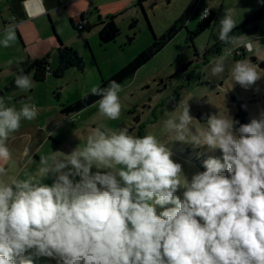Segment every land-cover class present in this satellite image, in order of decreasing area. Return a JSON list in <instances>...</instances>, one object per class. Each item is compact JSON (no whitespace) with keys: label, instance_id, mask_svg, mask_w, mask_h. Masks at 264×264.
<instances>
[{"label":"clouds","instance_id":"clouds-1","mask_svg":"<svg viewBox=\"0 0 264 264\" xmlns=\"http://www.w3.org/2000/svg\"><path fill=\"white\" fill-rule=\"evenodd\" d=\"M235 26L233 10L226 9L217 38L253 52L250 39L229 35ZM15 40L9 24L0 45L7 48ZM206 47L202 42L201 54ZM226 60L227 55L216 57L212 77L225 72ZM21 63L16 62L14 83L28 91L33 81ZM262 76L264 70L250 60L235 61L230 70L231 80L245 89ZM120 91L115 81L91 88L101 97V116L120 117ZM21 104L17 110L0 99V177L7 176L11 134L22 120L38 115L35 104ZM193 121L184 102L163 124L172 140L220 149L223 163L209 157L206 170L190 180L154 135L98 127L83 148L41 156L39 179H0V264H32L33 256L56 264H264V110L246 125L226 112L210 115L195 132L189 128ZM93 167L108 171L92 172ZM50 173L57 174L53 184H42ZM179 188L182 198L175 195ZM155 205L172 207L157 215Z\"/></svg>","mask_w":264,"mask_h":264},{"label":"rangeland","instance_id":"rangeland-1","mask_svg":"<svg viewBox=\"0 0 264 264\" xmlns=\"http://www.w3.org/2000/svg\"><path fill=\"white\" fill-rule=\"evenodd\" d=\"M190 1H148L145 13L139 16L135 25L130 28L127 21L121 22L118 35L110 42L101 41L97 33L87 34L84 30L76 29L70 21L63 20L57 26L54 25L62 43L79 52L84 67H71L60 77L47 73L40 81L31 72L33 87L30 90L21 91L16 88L5 92L0 98L6 106L17 110L22 107V101L35 104L39 110L34 120H22L19 130L12 133L7 141L11 157L4 164L7 176L0 179L7 181L9 177H16L23 180L30 175L39 179L36 174L41 156L52 153L68 155L78 147L83 148L87 134L97 127L101 130L127 129L130 135L136 137L154 135L172 153L173 162L181 164L182 172L189 180L192 175L206 170L203 162L209 157L223 163L222 151L218 148L208 149L206 145L196 147L170 139L163 122L176 117L184 102H187L190 115L195 120L189 126L192 132L206 126L210 115L226 112L235 119L238 105H241L251 120L258 118L259 112L264 110V76L245 89L231 80L230 70L234 62L239 60H250L260 70H264V18L232 35L250 39L253 42V52L224 43L220 44L219 52L214 54L205 51L201 54L199 48L202 42L211 46L220 41L217 38L218 25L226 9L233 10V19L238 26L264 5V0H200L198 7H208L215 13V18L207 28L192 38L190 31L197 26L200 14L192 12L185 22L179 20ZM176 21L183 27L168 45L148 59L131 77L119 83L121 113L117 120L101 116L96 102L81 111L65 112L68 104L87 94L92 87L99 86L102 78L109 77L127 64ZM48 27H45V34L40 41L34 38L27 45L29 56L42 58L49 53L50 67L53 70L58 63V53L52 48V40H57V36ZM46 32L51 40L46 37ZM221 55H227L225 72L212 77L211 67L216 57ZM2 68L0 88L14 74L8 59ZM91 171L103 173L108 170L93 167ZM56 176L57 174L50 173L41 179V183L51 186ZM75 179L79 180V177ZM183 191V188H179L175 195L182 198ZM168 207L172 205H155L156 214L159 215ZM32 264H56V260L33 256Z\"/></svg>","mask_w":264,"mask_h":264},{"label":"crops","instance_id":"crops-1","mask_svg":"<svg viewBox=\"0 0 264 264\" xmlns=\"http://www.w3.org/2000/svg\"><path fill=\"white\" fill-rule=\"evenodd\" d=\"M28 1L0 0V39H3V29L9 24H12L16 31V40L10 47L5 48L0 45V73L3 63L7 59L8 62L13 61L11 67L14 72L16 62L29 56L28 41L32 43L34 38L40 41L41 36L45 34V27L49 26L53 35L57 36V40H52V48L56 49L59 36L54 25L57 26L58 22L70 21L77 29V21L82 16L85 27L78 30H84L87 34H98L102 27L101 21H105L110 15L115 16L114 21L120 29V24L124 21H127L131 28L138 21L139 16L145 13V5L150 0L141 2H139L140 0H38L41 10L33 13H30L25 7ZM199 2L200 0H191L187 4V6L192 4L190 14L197 8L199 9ZM196 6L197 8H195ZM197 13L199 14L198 10ZM132 22L133 25H131ZM46 37L50 39L48 33ZM29 57L34 58V56Z\"/></svg>","mask_w":264,"mask_h":264},{"label":"trees","instance_id":"trees-1","mask_svg":"<svg viewBox=\"0 0 264 264\" xmlns=\"http://www.w3.org/2000/svg\"><path fill=\"white\" fill-rule=\"evenodd\" d=\"M141 1L143 0H140L139 2ZM191 9L192 4L190 3L183 10V14L179 18V20L185 22L187 20V17H189L190 15ZM194 12L197 13V10H195ZM213 18H215V13L210 10L209 16L204 19H200L195 29L193 31H190V38H192L193 35H197L199 32H202L205 28H207L213 21ZM262 18H264V5H261L256 12H253L251 15H249V17H247V19L243 20L240 25L236 26L232 30V32L229 33V35L232 36L234 35V33L244 30L250 23L256 22L258 19ZM114 19L115 16L108 15L105 21H101L102 27L98 31V37L101 41L110 42L114 40L115 37L118 35L120 28L115 23ZM80 20L81 22L83 21L82 16L80 17ZM133 22L131 23V25H133ZM177 22L178 21L172 24L171 27L168 30L164 31L159 37H155V40L152 41L150 45H148L145 49L137 53L134 58H131V60H129L127 64L122 66L119 70L112 73L107 78H102L100 85L97 87L107 88L113 81L119 84L125 79L131 77L132 74L136 72V70H138L146 61H148V59L153 58L158 52H160L164 48L165 45H168V43L171 41L177 31H179L181 27H183L182 24H178ZM58 41V46L56 48L58 53V63L53 70L50 67L49 53L46 56H43L42 58H31L29 56H26L22 60L23 63L19 65L20 67L24 68V74H30L32 72L33 77L37 81H40L45 78V75L47 73H51L54 76L60 77L63 76L64 71H67L71 67L83 69V59L81 58L79 52H77V50H75L73 47L67 46L66 44L62 43L60 38H58ZM221 43L222 42L219 41L211 46H207L205 53L214 54L216 52H219V47ZM18 74L19 73L17 71V64H15L13 76L0 88V98L4 95L5 92H11L17 88L14 81ZM99 99H101L100 96L92 95L89 91L81 98H78L77 100L68 104L65 107V112L70 113L81 111L90 104L97 102ZM237 108L238 111L234 120L239 121V124H249L251 122V119L249 118L248 114L241 107V105H238ZM237 127H239V125H237Z\"/></svg>","mask_w":264,"mask_h":264},{"label":"water","instance_id":"water-1","mask_svg":"<svg viewBox=\"0 0 264 264\" xmlns=\"http://www.w3.org/2000/svg\"><path fill=\"white\" fill-rule=\"evenodd\" d=\"M25 7L30 13L41 10V6L39 5L38 0H29L28 2H26Z\"/></svg>","mask_w":264,"mask_h":264},{"label":"built area","instance_id":"built-area-1","mask_svg":"<svg viewBox=\"0 0 264 264\" xmlns=\"http://www.w3.org/2000/svg\"><path fill=\"white\" fill-rule=\"evenodd\" d=\"M195 8H197V6ZM197 10L199 11V14H200V17L199 18L200 19H204V18L208 17L209 14H210V9L208 7H206V6H204L202 8H199V9L197 8ZM205 10H207L208 15L206 17H203ZM76 27H77V29H83L85 26H84V23L81 22V20H79L78 23H77V25H76Z\"/></svg>","mask_w":264,"mask_h":264}]
</instances>
